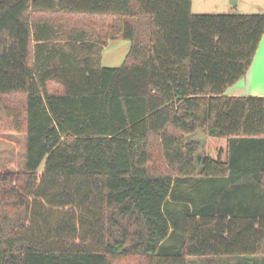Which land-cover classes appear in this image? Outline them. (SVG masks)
Listing matches in <instances>:
<instances>
[{
    "label": "trees",
    "instance_id": "obj_1",
    "mask_svg": "<svg viewBox=\"0 0 264 264\" xmlns=\"http://www.w3.org/2000/svg\"><path fill=\"white\" fill-rule=\"evenodd\" d=\"M263 36L192 0H0V134L25 137L0 264H264V96L225 94Z\"/></svg>",
    "mask_w": 264,
    "mask_h": 264
},
{
    "label": "rangeland",
    "instance_id": "obj_2",
    "mask_svg": "<svg viewBox=\"0 0 264 264\" xmlns=\"http://www.w3.org/2000/svg\"><path fill=\"white\" fill-rule=\"evenodd\" d=\"M235 9V8H234ZM214 9H212L213 11ZM209 11V12H212ZM233 12H235L233 10ZM216 13V12H215ZM131 42L129 40H112L103 50V65L119 66L123 64L129 50ZM225 138L210 136L202 142L203 154L212 157L217 156V148ZM25 158V137L19 134H0V171H18L23 168ZM42 173V169L39 171ZM69 209V208H68ZM190 264H238L234 256L218 258H192Z\"/></svg>",
    "mask_w": 264,
    "mask_h": 264
},
{
    "label": "crops",
    "instance_id": "obj_3",
    "mask_svg": "<svg viewBox=\"0 0 264 264\" xmlns=\"http://www.w3.org/2000/svg\"><path fill=\"white\" fill-rule=\"evenodd\" d=\"M231 1H236V3L232 4ZM192 10L194 13H229L233 10L240 13H264V0H192ZM225 94L228 96H264V36L245 76L228 87ZM221 143L217 148L218 151L226 146V142L221 141Z\"/></svg>",
    "mask_w": 264,
    "mask_h": 264
},
{
    "label": "water",
    "instance_id": "obj_4",
    "mask_svg": "<svg viewBox=\"0 0 264 264\" xmlns=\"http://www.w3.org/2000/svg\"><path fill=\"white\" fill-rule=\"evenodd\" d=\"M231 3H232V4H235L236 1H231ZM193 137H194L195 139H198V140H200L201 142H203V141L207 138V134H205V133H204L203 131H201V130H198V131L193 135ZM202 146H203V144H202ZM201 158H202V154H200V155L198 156L199 161L201 160Z\"/></svg>",
    "mask_w": 264,
    "mask_h": 264
}]
</instances>
